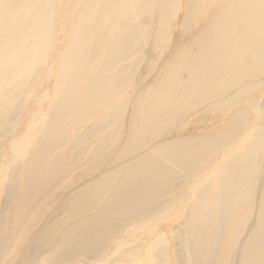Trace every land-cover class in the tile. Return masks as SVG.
<instances>
[{"label": "bare ground", "instance_id": "6f19581e", "mask_svg": "<svg viewBox=\"0 0 264 264\" xmlns=\"http://www.w3.org/2000/svg\"><path fill=\"white\" fill-rule=\"evenodd\" d=\"M179 1L0 0V264H233L215 250L252 219L237 264H264V122L170 137L264 82V0H213L191 28L192 0L180 51Z\"/></svg>", "mask_w": 264, "mask_h": 264}, {"label": "rangeland", "instance_id": "374dc122", "mask_svg": "<svg viewBox=\"0 0 264 264\" xmlns=\"http://www.w3.org/2000/svg\"><path fill=\"white\" fill-rule=\"evenodd\" d=\"M192 2V0H180L179 1V10H178V17L175 20V28L168 37V42H172L175 39L183 38V43L181 44L179 51L186 48L189 44V41L192 39L191 35L187 37H183V35H187L184 27L182 26V16L185 13L187 6ZM213 2V0H201L198 4L197 11L193 19L191 20V28L199 26L198 21L195 22L194 19L198 16L199 12H201L202 8L209 3ZM181 10V11H180ZM204 10V9H203ZM201 19V17L199 18ZM165 42L162 44H166ZM161 50L160 52H162ZM178 51V50H177ZM169 56L167 54H162L160 60L156 63L153 62L151 73L149 74V80L154 78V75L157 71L162 70L163 67L166 65ZM154 60V58L152 59ZM144 68V66H143ZM153 69V70H152ZM157 70V71H156ZM248 76L245 80H238L239 88L244 87L245 85H250L251 88L243 94V100L229 108L227 111L223 112H211L210 107L205 104H197L188 114L181 116L182 118L179 120L176 130H172V135H170L173 141H181L186 139L189 136H202L206 133L210 134H218L222 132V130L229 126V124L233 123L237 118L231 119L229 122L222 121V115H230L232 111L242 109V114L245 116L243 118L244 125L239 128H235L234 134L232 136V140H238L242 135L253 133L251 129V125L253 121L258 120L260 122H264V82H258V75L254 71L248 72ZM234 90L231 89L228 94L233 92ZM180 118V117H179ZM173 125V124H172ZM256 158L261 163V170L258 173L257 180L258 183L264 185V147H261L257 153ZM257 198V195L255 194ZM254 220L252 219L246 228L245 233L236 244L232 247L230 252L228 248V244L220 245L216 248V256L217 258H222L226 255L227 249L228 253H230L229 259L232 261L233 264H237L239 257H240V250L242 243L244 242L246 235L248 236L251 233L252 225ZM182 264H188L186 261V257L180 259Z\"/></svg>", "mask_w": 264, "mask_h": 264}]
</instances>
